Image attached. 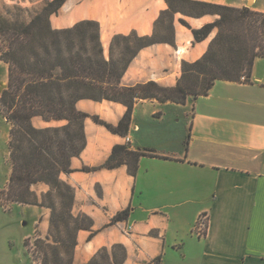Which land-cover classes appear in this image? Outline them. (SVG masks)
I'll return each mask as SVG.
<instances>
[{
    "label": "crops",
    "instance_id": "crops-1",
    "mask_svg": "<svg viewBox=\"0 0 264 264\" xmlns=\"http://www.w3.org/2000/svg\"><path fill=\"white\" fill-rule=\"evenodd\" d=\"M49 1L8 0L30 12H39ZM191 1L242 9L249 0ZM166 5L165 0H67L57 15L49 17V23L57 30L83 21L97 23L107 55L116 35H152ZM250 8L264 12V0H253ZM179 19L186 20L190 29ZM214 20L177 14L174 47L154 44L139 51L120 84L155 82L173 88L181 76L182 62L197 61L215 35L192 44L191 30ZM188 105L190 117L180 112ZM75 107L88 114L83 122L86 146L71 159L70 173L59 179L75 191L72 215H86L92 227L77 232L73 264H87L100 249L110 250L114 244L126 250L123 264H264V58L254 61L248 83L217 81L206 96L187 99L184 105L136 101L125 136L112 134L92 120L97 117L117 126L127 111L121 103L83 99ZM31 123L42 129L66 124L44 122L39 117ZM117 145L146 154L139 159L136 176L125 165L101 168ZM8 160L6 151L8 170L0 191L5 190L11 175ZM49 190L40 183L31 187L38 198ZM15 206L21 208L24 218L33 219L32 236H48V208L10 204L0 209L9 212ZM128 208L127 220L111 223ZM200 215L207 217L202 238L194 232ZM2 240L4 231L0 229V251ZM0 264L6 263L0 260Z\"/></svg>",
    "mask_w": 264,
    "mask_h": 264
},
{
    "label": "trees",
    "instance_id": "trees-1",
    "mask_svg": "<svg viewBox=\"0 0 264 264\" xmlns=\"http://www.w3.org/2000/svg\"><path fill=\"white\" fill-rule=\"evenodd\" d=\"M66 1L47 2L26 23L0 19V35L7 42L0 60L8 69L7 83L0 86V114L11 127L7 144L11 175L4 195L11 204L49 208L48 236L37 241L43 253L41 264H73L77 232L92 227L86 215H72L75 191L59 179L61 174L70 173L71 159L86 146L83 122L88 114L76 110L79 100H106L125 106L126 114L117 126L92 117L108 132L125 136L136 101L154 99L183 105L187 99L206 96L217 81L238 83L241 76L249 80L254 61L264 58V12L252 8L165 0L167 8L155 21L152 35H116L105 55L97 23L83 21L65 30L51 28L49 17L57 15ZM177 14L194 19L215 17L213 22L191 30L192 44L215 33L205 54L193 63L182 62L181 76L173 88L155 82L123 87L122 76L139 51L154 44L174 47ZM178 22L190 29L186 20ZM34 117L66 124L35 128L31 123ZM145 155L117 145L101 168L125 165L128 173L136 176L139 159ZM37 183L50 188L41 200L31 191ZM0 207L4 208L2 202ZM129 212L128 208L117 213L111 223L127 220ZM126 258L125 248L114 244L110 250L100 249L87 264H123Z\"/></svg>",
    "mask_w": 264,
    "mask_h": 264
},
{
    "label": "rangeland",
    "instance_id": "rangeland-1",
    "mask_svg": "<svg viewBox=\"0 0 264 264\" xmlns=\"http://www.w3.org/2000/svg\"><path fill=\"white\" fill-rule=\"evenodd\" d=\"M37 12H38L37 10H33L32 12H30L27 7L20 6L19 4L16 5L13 3H9L8 0H0V19L6 20L13 24L26 23ZM5 48H7V42H5L3 37L0 35V54L3 53ZM7 80H8L7 65L6 63L1 61L0 86L6 85ZM188 100L191 101L192 99H188ZM180 112L186 113L188 117H190L192 114L189 105L186 108L180 110ZM9 126L10 124L0 114V183L3 182L4 176L6 175V172L8 170V164L6 163V151L8 154L9 152L7 145H5L4 137H5V133L7 132V128ZM7 162L9 163V160ZM39 199L41 200V197ZM0 202L4 204V208H7L11 204L6 201V196L4 195V191H0ZM45 203H48V201L45 200ZM20 209L21 208L16 206L11 208L9 212L7 211L3 212L0 209V229H3L4 231V240H2V250L0 251V260H3V262L6 264H18V263L31 264L28 260L32 261V264H41L43 253L38 249L37 241H45L46 237L40 239L39 237H35L36 235L32 236L33 219L29 217L24 218V215L22 214ZM49 214H50V210H49ZM26 235L32 237L24 241L23 238ZM61 236L63 237L64 235ZM23 247L25 253L23 251ZM27 256L28 259L26 258Z\"/></svg>",
    "mask_w": 264,
    "mask_h": 264
},
{
    "label": "built area",
    "instance_id": "built-area-1",
    "mask_svg": "<svg viewBox=\"0 0 264 264\" xmlns=\"http://www.w3.org/2000/svg\"><path fill=\"white\" fill-rule=\"evenodd\" d=\"M238 83H248V79L245 76H241L239 78ZM205 230H207V217H206V215H200L198 217L194 232L200 238H202L205 235ZM123 232H124V234H128L127 229H124Z\"/></svg>",
    "mask_w": 264,
    "mask_h": 264
},
{
    "label": "water",
    "instance_id": "water-1",
    "mask_svg": "<svg viewBox=\"0 0 264 264\" xmlns=\"http://www.w3.org/2000/svg\"><path fill=\"white\" fill-rule=\"evenodd\" d=\"M252 3H253L252 0H249L248 3H247V7L246 8L252 7Z\"/></svg>",
    "mask_w": 264,
    "mask_h": 264
}]
</instances>
